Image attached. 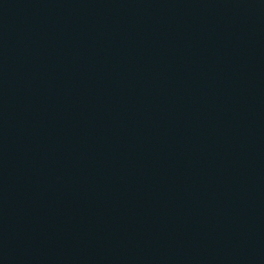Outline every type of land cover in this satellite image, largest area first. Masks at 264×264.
I'll use <instances>...</instances> for the list:
<instances>
[{
    "label": "water",
    "instance_id": "obj_1",
    "mask_svg": "<svg viewBox=\"0 0 264 264\" xmlns=\"http://www.w3.org/2000/svg\"><path fill=\"white\" fill-rule=\"evenodd\" d=\"M0 264H264V0H0Z\"/></svg>",
    "mask_w": 264,
    "mask_h": 264
}]
</instances>
